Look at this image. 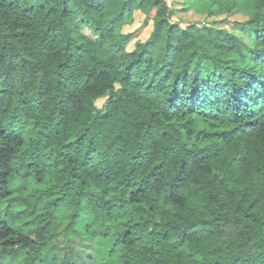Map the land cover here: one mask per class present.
Returning <instances> with one entry per match:
<instances>
[{"label": "trees", "instance_id": "16d2710c", "mask_svg": "<svg viewBox=\"0 0 264 264\" xmlns=\"http://www.w3.org/2000/svg\"><path fill=\"white\" fill-rule=\"evenodd\" d=\"M183 6L0 0V264H264V0Z\"/></svg>", "mask_w": 264, "mask_h": 264}, {"label": "rangeland", "instance_id": "374dc122", "mask_svg": "<svg viewBox=\"0 0 264 264\" xmlns=\"http://www.w3.org/2000/svg\"><path fill=\"white\" fill-rule=\"evenodd\" d=\"M170 5L175 9L174 21L180 22L183 27L188 26L192 23L201 24L202 27L207 21H204V17L195 14L193 12H185L182 10L183 0H167ZM133 22L127 25H124L121 29L122 33L130 35V41L127 44V50L132 51L138 42H146L150 39L153 31V23L150 17L145 16L140 11H134L132 14ZM248 20L247 16L241 14H234L229 16H218L216 18H211L210 22H215L216 27L220 29H226L230 34H236L240 37H243L241 23ZM82 33L85 36H88L93 41H97L99 36L94 35L87 28H82ZM246 39V38H245ZM106 103V99L98 100L96 105L102 109Z\"/></svg>", "mask_w": 264, "mask_h": 264}]
</instances>
